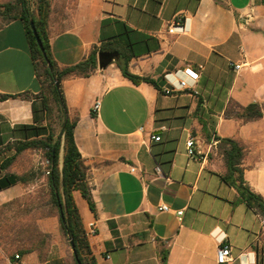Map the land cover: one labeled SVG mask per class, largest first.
<instances>
[{
    "label": "crops",
    "instance_id": "obj_1",
    "mask_svg": "<svg viewBox=\"0 0 264 264\" xmlns=\"http://www.w3.org/2000/svg\"><path fill=\"white\" fill-rule=\"evenodd\" d=\"M49 2L46 31L60 68L101 46L105 19L120 20L159 43L129 62L132 74L158 88L133 83L114 62L60 83L95 205L93 212L73 191L96 263L219 264L217 250L225 244L231 256L224 264L264 261V251L255 247L257 216L222 180L227 168L220 143L229 138L242 148L243 180L264 198V116L244 121L226 114L233 103L264 109V0ZM177 18L181 29L173 27ZM230 61L242 64L240 71ZM188 66L198 80L188 79L192 89L179 90ZM166 88L173 92L164 94ZM41 91L24 24L15 19L0 28V95L30 97L0 101V149L34 139V127H40L39 137L52 133L44 99L49 106L53 100ZM96 101L100 108L94 112ZM189 136L201 152L193 158L186 153ZM12 152L0 155V165ZM13 186L0 196L6 199ZM162 205L170 211H159ZM71 261L60 251L42 264Z\"/></svg>",
    "mask_w": 264,
    "mask_h": 264
},
{
    "label": "trees",
    "instance_id": "obj_2",
    "mask_svg": "<svg viewBox=\"0 0 264 264\" xmlns=\"http://www.w3.org/2000/svg\"><path fill=\"white\" fill-rule=\"evenodd\" d=\"M1 7L3 9H0V17L3 22L0 28L15 19H20L24 24L36 77L42 86L40 95H45V93L49 95L61 114L62 125L60 138H63L64 144L61 167L59 156L61 141L55 140L52 133L39 137L41 135L39 132L40 127H34V139L16 141L0 149V155L5 151L13 150L15 152L13 156L7 157L0 165V191L18 183L28 184L30 182L28 175L6 172L20 153L27 149L45 150V154L49 160L47 187L50 194V201L58 209L63 234L68 240L72 239L74 242L75 254L72 252L73 264H97L91 253L82 226L81 217L73 199V191L79 190L88 202L90 209L93 212L95 211L87 178V168L82 161L81 154L74 139V127L76 123L67 117L65 100L62 91L60 93L58 92L56 81L61 83L64 78L69 76L88 77L98 69L99 52L118 51L119 57L114 63L118 66L124 77L136 84L147 82L158 88L152 79L132 74L129 70V62L133 57L157 50L159 43L156 39L135 31L120 20L105 19L102 21L103 32L101 46L99 48L94 47L88 56L80 62L60 68L52 56L46 31L50 9L49 0H36L34 4L30 0H14L1 5ZM31 20L34 22L38 36L43 43L48 63L43 57L30 27ZM16 97L27 99L30 95L27 93L20 95H0V101ZM44 105L48 111L52 110L47 98L44 99ZM232 106L238 108L236 113L231 112ZM226 114L244 121H251L263 117L264 109L257 103H252L244 107L233 103ZM23 127L28 128L27 125H23ZM220 143L221 147H223L224 160L227 168V173L222 177V180L238 191L240 200L245 203L247 208L252 210L255 215H262L264 217V198L260 194L252 192L242 177L243 171L240 167L242 159L244 158L242 148L234 140L229 138L220 139ZM61 213L64 215V222L61 220ZM27 253L28 251L21 250L17 255L23 258ZM256 264H264V261L260 260Z\"/></svg>",
    "mask_w": 264,
    "mask_h": 264
},
{
    "label": "rangeland",
    "instance_id": "obj_3",
    "mask_svg": "<svg viewBox=\"0 0 264 264\" xmlns=\"http://www.w3.org/2000/svg\"><path fill=\"white\" fill-rule=\"evenodd\" d=\"M14 0H0V7ZM32 4L36 0H30ZM0 9H3L2 7ZM3 20L0 17V25ZM51 113L48 125L55 140L61 141L60 167L63 146L61 136L62 118L56 112L55 102L50 101ZM238 108L231 107L236 113ZM14 151L9 154L14 155ZM49 160L42 149H27L20 153L6 172L25 174L28 184L18 183L9 190L6 199L0 196V264H6L19 251H28L23 256L26 264H42L60 251L67 252L72 260V250L68 238L61 229L59 213L50 201L47 187ZM259 234L255 242L257 250L264 251V217L256 215ZM73 264V261H71Z\"/></svg>",
    "mask_w": 264,
    "mask_h": 264
},
{
    "label": "built area",
    "instance_id": "obj_4",
    "mask_svg": "<svg viewBox=\"0 0 264 264\" xmlns=\"http://www.w3.org/2000/svg\"><path fill=\"white\" fill-rule=\"evenodd\" d=\"M172 24H173V27H175V28H180V29L182 28V23H181L180 18H177L176 20H174ZM229 66L236 71H240V69L242 68L243 65L230 61ZM183 73L185 75V79L179 80V82H178L179 90L180 89H192V87L188 84V79L192 80L193 82H196L198 80V77H199L198 72L193 70L190 66H188L183 70ZM172 92H173V89H169V88H166L163 91V93L166 95H169ZM194 93H197V92L194 91ZM99 108H100V101H96L93 104L92 109L94 112H97L99 110ZM151 138L155 141L160 140L159 136H152ZM186 153L189 157H192V158L201 154V152L198 148V145H197V141H196L195 137H193V136H189L187 141H186ZM48 173L49 172H47V174ZM159 211L169 212L170 209L166 205H162L159 207ZM182 214H183L182 210H179L176 212V215L178 217H181ZM89 233L90 234L95 233V227L93 224L90 227ZM230 256H231V247L229 245L225 244V245H220L218 247L217 261L219 264H224L227 261H229ZM6 264H26V262L23 260V258L19 257L16 254V255H14V257L9 259Z\"/></svg>",
    "mask_w": 264,
    "mask_h": 264
},
{
    "label": "water",
    "instance_id": "obj_5",
    "mask_svg": "<svg viewBox=\"0 0 264 264\" xmlns=\"http://www.w3.org/2000/svg\"><path fill=\"white\" fill-rule=\"evenodd\" d=\"M30 27L32 29V32L35 36L36 42L39 46V49L41 50L43 57L45 58L46 62L48 63V59L45 53V49L43 46V43L38 36L36 27L34 25V22L31 20L30 21ZM119 57L118 51H101L98 53V68L100 70L106 69L109 65H111L117 58ZM56 87L58 89V92L60 93L61 88H60V82L56 81ZM61 220L64 222V215L61 213ZM69 244L71 247L72 252L75 254V247H74V242L72 239H69ZM76 256V255H75Z\"/></svg>",
    "mask_w": 264,
    "mask_h": 264
}]
</instances>
